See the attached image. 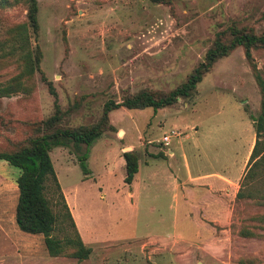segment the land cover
Returning a JSON list of instances; mask_svg holds the SVG:
<instances>
[{"label":"rangeland","instance_id":"rangeland-1","mask_svg":"<svg viewBox=\"0 0 264 264\" xmlns=\"http://www.w3.org/2000/svg\"><path fill=\"white\" fill-rule=\"evenodd\" d=\"M36 5L33 33L25 0H0V88L15 90L0 96V152L26 145L54 114V96L40 74L55 92L58 125H86L99 118L107 99L173 89L226 27L264 31V0H36ZM36 49L39 70L30 71L25 54L33 60ZM250 53L256 70L238 46L212 64L188 97L169 106L109 111L113 129L89 145L86 175L78 166L84 145L77 149L70 142L48 151L77 234L90 249L84 259L70 256L73 243L49 256L41 234L17 228L18 170L0 159V264H264V159L246 166L255 139L250 116L260 106L254 74L264 82V48ZM173 129L178 135L164 146L159 137ZM125 143L135 145L140 161L149 159L144 152L163 154L169 147L179 163L186 156L191 169L236 172L242 196H225L229 215L218 225L196 213L186 217L187 203L174 205L168 191L145 180L135 196L142 209L134 211L122 165H116ZM47 184L45 197L58 218L52 235L73 241L74 228Z\"/></svg>","mask_w":264,"mask_h":264},{"label":"trees","instance_id":"trees-1","mask_svg":"<svg viewBox=\"0 0 264 264\" xmlns=\"http://www.w3.org/2000/svg\"><path fill=\"white\" fill-rule=\"evenodd\" d=\"M159 2L162 0H151ZM27 4L26 16L28 26L32 32L37 31L36 0H25ZM240 46L243 49L244 58L252 64L250 50L252 48H264V31L254 33L250 29L238 28L230 25L216 33L211 45L205 50L201 61H199L188 73L185 80L167 92L151 91L140 89L135 93H128L116 102L107 99L102 104L99 118L90 124L78 125L74 127L58 125L59 109L56 103L55 92L50 82L40 74L42 81L46 82L48 91L54 96V114L42 122L43 131L28 140V143L19 146L12 151L0 152V159L6 161L10 166L15 167L17 175L15 184L17 187V199L14 207V222L20 231L30 234H41L43 244L49 256H58L62 254L65 243H73L75 249L70 256L81 260L87 257L90 249L81 242L75 229L73 220L64 202L55 177L53 166L48 151L54 146H66L72 143L77 149L84 145V151L78 155V166L83 175L89 171L86 166L87 149L89 145L98 138L105 130H112L113 127L108 122V112L118 107L126 109H143L150 107L153 111L173 104L176 99L186 98L201 80L202 75L207 72L212 64L219 58L227 56L234 48ZM29 70H39L38 61L39 51L36 49L34 59L30 57V52L26 51ZM33 62V64H32ZM252 68L255 69L252 64ZM256 70V69H255ZM259 93L260 106L259 114L256 117L250 116L253 120L254 143L247 158L246 166L250 167L261 157L264 159V82L260 76L255 73ZM15 91L12 86L0 88V96ZM56 121V123H55ZM123 159V182L129 184L134 173L137 170V154L134 150H125L121 152ZM245 172L244 176L246 175ZM48 182H51V188L64 209L65 216L69 219L71 226L75 231V239H61L52 235L58 218L52 210L45 193L48 189ZM242 196L241 190L235 193V199Z\"/></svg>","mask_w":264,"mask_h":264},{"label":"crops","instance_id":"crops-1","mask_svg":"<svg viewBox=\"0 0 264 264\" xmlns=\"http://www.w3.org/2000/svg\"><path fill=\"white\" fill-rule=\"evenodd\" d=\"M123 146L121 152L135 148V145L130 143H125ZM162 152L163 154L158 152L157 149L144 152L143 155L148 156L149 159H142V161L136 153L137 170L129 184L123 182L129 190L127 196L134 211L142 209V206L138 205L135 196L140 192L137 189L139 188L138 185L140 183L144 184L146 180V184L153 185L157 183L162 187L163 192L168 191L174 205L177 206L178 200L187 203V208L184 211L186 217L193 218L196 213L198 216L201 215L200 217L203 219L222 225L220 219H225L229 215V209L225 204V196L230 197L232 194L235 197L237 192L236 183L239 176H236V172L230 174L226 171V168L219 171L194 170L187 163L186 156L183 157V163H179L176 161L177 151L167 147ZM119 164L123 168L124 162L121 154L116 161V165ZM139 170L143 171L144 178H138L137 181L136 177ZM136 181L137 185L133 187V183ZM146 208L151 211L155 207L149 205ZM71 214L74 219V214L72 212ZM76 226L79 229L77 223Z\"/></svg>","mask_w":264,"mask_h":264},{"label":"built area","instance_id":"built-area-1","mask_svg":"<svg viewBox=\"0 0 264 264\" xmlns=\"http://www.w3.org/2000/svg\"><path fill=\"white\" fill-rule=\"evenodd\" d=\"M177 135H178L177 132H175L174 130H170L169 133H163V134L160 136V138H159L158 141H159L161 144H163L164 146H167V145L169 144V142H170V139H171L172 137L177 136Z\"/></svg>","mask_w":264,"mask_h":264}]
</instances>
